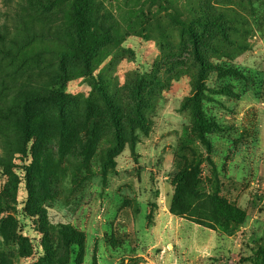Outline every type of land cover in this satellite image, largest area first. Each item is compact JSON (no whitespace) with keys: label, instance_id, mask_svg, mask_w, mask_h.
Returning a JSON list of instances; mask_svg holds the SVG:
<instances>
[{"label":"rangeland","instance_id":"rangeland-1","mask_svg":"<svg viewBox=\"0 0 264 264\" xmlns=\"http://www.w3.org/2000/svg\"><path fill=\"white\" fill-rule=\"evenodd\" d=\"M0 264H264V0H0Z\"/></svg>","mask_w":264,"mask_h":264},{"label":"trees","instance_id":"trees-1","mask_svg":"<svg viewBox=\"0 0 264 264\" xmlns=\"http://www.w3.org/2000/svg\"><path fill=\"white\" fill-rule=\"evenodd\" d=\"M196 121H197L198 124L203 123V120H202V118H201L199 115L196 116ZM217 203H218V202H217ZM226 209H227L228 211L230 210L229 207H226ZM171 211L173 212L174 209L171 208Z\"/></svg>","mask_w":264,"mask_h":264},{"label":"crops","instance_id":"crops-1","mask_svg":"<svg viewBox=\"0 0 264 264\" xmlns=\"http://www.w3.org/2000/svg\"><path fill=\"white\" fill-rule=\"evenodd\" d=\"M210 243V242H209Z\"/></svg>","mask_w":264,"mask_h":264}]
</instances>
